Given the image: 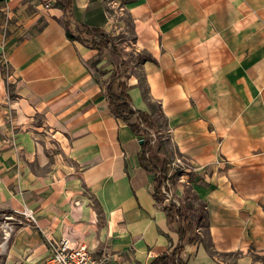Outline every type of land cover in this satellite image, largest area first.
Wrapping results in <instances>:
<instances>
[{
	"label": "crops",
	"instance_id": "crops-1",
	"mask_svg": "<svg viewBox=\"0 0 264 264\" xmlns=\"http://www.w3.org/2000/svg\"><path fill=\"white\" fill-rule=\"evenodd\" d=\"M54 2L0 0V216L19 220L24 204L35 219L15 221L0 264H45L60 236L108 249L104 264H148L176 243L175 224L139 136L108 106L96 70L108 53L92 65L96 49L66 37ZM69 17L111 36L128 21L117 45L130 104L158 115L173 155L197 167L170 178L206 214L182 264H264V0H71Z\"/></svg>",
	"mask_w": 264,
	"mask_h": 264
},
{
	"label": "trees",
	"instance_id": "trees-1",
	"mask_svg": "<svg viewBox=\"0 0 264 264\" xmlns=\"http://www.w3.org/2000/svg\"><path fill=\"white\" fill-rule=\"evenodd\" d=\"M54 3L62 8L61 22L66 37L96 49V56L90 61L92 65L107 52L111 55L108 68H96L99 73L107 72V77L103 80V88L108 106L114 116L119 117L134 134L142 138L137 153L138 163L151 174V194L155 201L162 204L167 222L175 224L176 243L170 249L153 256L148 264H182L179 252L183 244L198 237L196 228L199 225H194L188 211L194 209L193 205L196 203L201 208L203 204L197 201L195 194L187 187L183 188L180 203L177 204L174 201L162 203L163 191L161 187L165 175L167 156L159 151L158 146L155 147L151 143V132L156 127L150 112L145 109L134 108L130 104L127 84V77L131 70L129 57L124 58L122 56L117 44L112 41L113 37L108 32L99 27L72 21L69 17L71 0H55ZM149 58L150 56L143 52L135 54V59L138 61ZM150 107L152 108L153 104H150ZM159 147H161V144ZM191 172V170L186 172L188 177H190ZM177 173H179V170L174 171L170 178L175 177ZM202 211V217L204 218L202 227L205 233L207 226L206 214L204 210Z\"/></svg>",
	"mask_w": 264,
	"mask_h": 264
},
{
	"label": "built area",
	"instance_id": "built-area-1",
	"mask_svg": "<svg viewBox=\"0 0 264 264\" xmlns=\"http://www.w3.org/2000/svg\"><path fill=\"white\" fill-rule=\"evenodd\" d=\"M47 2L45 3V5ZM3 64H7V58L1 55ZM197 167L192 166L183 157H175L170 159L165 169L163 185L162 203H167L168 199L172 196V189L170 188L171 174L179 170L176 174L177 179L184 180V175L188 171H193ZM15 213L20 214L21 218L17 220L13 212H3L0 216V246L4 245L8 239L11 231L14 229L16 223L21 220L35 222L33 211L27 205H22L20 208L14 210ZM48 256L45 258V264H104L109 257V251L106 248L101 249L99 252H93L82 242H71L68 237L60 236L56 239H48L47 241Z\"/></svg>",
	"mask_w": 264,
	"mask_h": 264
},
{
	"label": "rangeland",
	"instance_id": "rangeland-1",
	"mask_svg": "<svg viewBox=\"0 0 264 264\" xmlns=\"http://www.w3.org/2000/svg\"><path fill=\"white\" fill-rule=\"evenodd\" d=\"M127 24H128V30L123 33V34H118L116 36H112V41L116 44H119V42H127L129 41L131 38H132V34H131V27H130V24L128 23V21H126ZM118 46V45H117ZM108 53V52H107ZM108 57L111 59V55L108 53ZM128 57V56H127ZM125 57V58H127ZM156 118L154 119L155 120V130L151 132V143L156 146L158 144V142L161 143L162 145V148L163 150L167 149V151L165 150V155L167 156V162L165 163V166H167V163L170 161V158L167 154L168 151H170V153H172V156L175 158V157H181V155L179 154H175L173 155V149H172V146L170 145V142L168 140V137H167V134H166V131L164 129V127L162 126L161 124V121H160V118L158 115H155ZM173 159V158H172ZM175 178L177 179V176H175ZM171 186V185H170ZM163 199V198H162ZM180 200V197L179 196H176V194H174V192H172V196L170 199H168V201H174L175 203H180L181 201ZM194 209L192 210H189L188 211V214L192 220V222H194V225H199L197 228L199 230V232H203V224H204V218L202 217V213H203V209L199 206L198 203L194 204L193 205ZM196 228V230H197ZM260 259L264 260V257H260Z\"/></svg>",
	"mask_w": 264,
	"mask_h": 264
},
{
	"label": "water",
	"instance_id": "water-1",
	"mask_svg": "<svg viewBox=\"0 0 264 264\" xmlns=\"http://www.w3.org/2000/svg\"><path fill=\"white\" fill-rule=\"evenodd\" d=\"M141 141H142V138H139V139H138V142L140 143Z\"/></svg>",
	"mask_w": 264,
	"mask_h": 264
}]
</instances>
